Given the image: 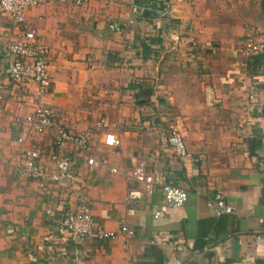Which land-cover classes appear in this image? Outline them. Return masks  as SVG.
Listing matches in <instances>:
<instances>
[{"label": "crops", "instance_id": "1", "mask_svg": "<svg viewBox=\"0 0 264 264\" xmlns=\"http://www.w3.org/2000/svg\"><path fill=\"white\" fill-rule=\"evenodd\" d=\"M23 29L50 47L45 101L57 118L79 133L106 117L121 143L106 144L96 130L92 155L101 164L93 169L89 153L68 145L73 182L42 188L17 170L36 138L17 121L33 110L36 84L11 89L0 114V264H264V53H241L248 33L264 40V0L51 3L30 7L24 25L0 11V55ZM254 82L260 110L249 98ZM169 125L183 129L185 160L168 144ZM53 137L49 130L39 138L52 147ZM142 157L188 190L183 206H169L160 190L127 201L130 188L144 185L111 167L130 168ZM218 193L233 213L218 216L208 205ZM82 201L104 227L126 224L134 235L72 244L63 254L46 212L75 211ZM158 210L164 215L155 217Z\"/></svg>", "mask_w": 264, "mask_h": 264}, {"label": "built area", "instance_id": "2", "mask_svg": "<svg viewBox=\"0 0 264 264\" xmlns=\"http://www.w3.org/2000/svg\"><path fill=\"white\" fill-rule=\"evenodd\" d=\"M92 0H0V11L8 15L18 25L27 22V10L44 4L62 3L69 5H84ZM168 6V5H167ZM169 7V6H168ZM133 14L141 11L139 6H133ZM168 12V9L166 10ZM111 27L120 30L119 24ZM243 56H256L264 53V40L254 36H248L241 47ZM30 81L36 84L34 91V108L24 117L18 116L17 121L21 127L30 131L36 138H31L23 149L22 160L19 163L18 173L30 180L36 181L44 188L47 183H64L71 185L73 182L74 160L68 151V145L89 153L88 164L91 168H97L101 162L92 155V138L96 130L105 131V143L108 145H119L120 139L110 131V122L106 117H101L94 124L79 133L69 130L60 121L53 109L45 101L53 81L51 50L50 47L38 41L33 29H23L21 36L10 42L6 51L0 55V114L7 110V98L9 91L26 85ZM258 82L251 86L250 102L260 110L261 102L258 101ZM168 135V144L173 149L176 157L187 159L189 151L187 148L183 129L171 126ZM54 133L53 146L48 147L41 138L47 131ZM28 140L26 133L17 137V143L24 145ZM106 163V161H102ZM149 160L142 157L130 168L112 166L114 173L122 171L128 181L138 182L144 185V191L130 188L127 201L141 200L144 192L154 194L160 190L164 201L171 207L183 206L188 200V190L184 187L169 182L165 174L159 170L148 169ZM209 206L215 209L218 216L234 212L233 205L227 203L221 194H216L209 201ZM48 218L56 227L58 238L62 244L63 254H68V246L82 243L88 240L103 241L117 239L121 234L134 235L135 230L128 225H122L119 230L108 229L98 223L93 211L87 201H82L77 210L68 213H60L55 208L48 209ZM164 212L158 210L155 217L163 216ZM130 264H139L131 262Z\"/></svg>", "mask_w": 264, "mask_h": 264}, {"label": "trees", "instance_id": "3", "mask_svg": "<svg viewBox=\"0 0 264 264\" xmlns=\"http://www.w3.org/2000/svg\"><path fill=\"white\" fill-rule=\"evenodd\" d=\"M261 146V137H259V139L255 138V139H252L250 141V148H251V153H255L256 150ZM209 221L211 222V219L210 220H205L203 221V223H205L206 225H204L205 227H208L207 225H209ZM207 231V230H206Z\"/></svg>", "mask_w": 264, "mask_h": 264}, {"label": "rangeland", "instance_id": "4", "mask_svg": "<svg viewBox=\"0 0 264 264\" xmlns=\"http://www.w3.org/2000/svg\"><path fill=\"white\" fill-rule=\"evenodd\" d=\"M149 4L151 5V3H149ZM134 6H138V5H134ZM162 7H163V6H162ZM157 9H158V8H157ZM157 9H156V10H157ZM167 9H168V12H170L169 7H168L167 5L164 4L163 9L161 8V11L163 12V14H166V13L168 14V12L166 11ZM156 10H152V13H153V11H154V15L157 14V11H158V10H157V11H156ZM148 11H149V10H148ZM248 36H252V35H251L250 33H248V34L246 35L245 38L247 39ZM246 39H245V41H246ZM245 41L243 42V44L245 43ZM243 44H242V46H243ZM169 130H171V129H170V125H169Z\"/></svg>", "mask_w": 264, "mask_h": 264}, {"label": "water", "instance_id": "5", "mask_svg": "<svg viewBox=\"0 0 264 264\" xmlns=\"http://www.w3.org/2000/svg\"><path fill=\"white\" fill-rule=\"evenodd\" d=\"M149 13H151V12H149ZM147 14V13H146Z\"/></svg>", "mask_w": 264, "mask_h": 264}]
</instances>
